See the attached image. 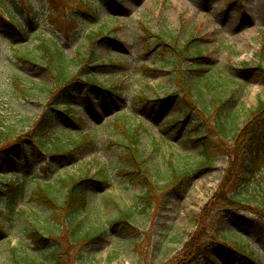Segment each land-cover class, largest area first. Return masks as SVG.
<instances>
[{"label": "rangeland", "instance_id": "1", "mask_svg": "<svg viewBox=\"0 0 264 264\" xmlns=\"http://www.w3.org/2000/svg\"><path fill=\"white\" fill-rule=\"evenodd\" d=\"M3 1L8 8L1 6ZM29 3L36 9L35 21L20 0H0V130L16 133L5 141L12 145L17 135L25 137L20 149L0 154V173L7 176L0 177V264H16L12 249L17 258L28 250L43 264H51L54 251L64 254L66 264H250L232 250L234 243L249 246L264 264V214L257 199L233 206L228 197L238 188L220 191L230 165L222 146L232 147L234 141L223 140L214 125L220 108L236 113L235 129L243 130L249 114L264 102V0H54L53 10L46 0ZM72 11L78 21H72ZM14 21L26 27V41L18 34L11 38ZM91 30L110 39L99 44L96 64L89 67L121 97L104 100L102 93L79 82L65 100L71 105L69 116L55 112L39 93L27 99L23 89L33 85L24 77L51 84L45 66L29 67L16 59L41 54V41L31 36L39 32L53 39L72 59L84 50ZM176 47L187 58L179 57ZM182 76L184 84L196 86L195 99L201 90L205 104L196 106L195 99L184 95ZM46 112L53 120H43ZM122 119L128 128H139L143 170H131L127 143L117 127ZM257 124L264 166V113ZM201 128H206V146L214 159L208 168H200L203 147L196 136ZM41 129L86 135L88 145L56 170L54 159L36 153L29 139ZM26 153L34 154L32 166L26 169L23 162L18 168ZM173 169L189 176L172 182ZM239 175L247 180L250 173ZM84 176L94 181L86 185L88 203L78 214V229L82 235H105L101 241L76 243L69 238L64 213L35 203L32 196L48 179L55 184ZM240 183L248 195L264 194V167L258 179ZM16 184L26 187L17 209L21 216L5 210L6 195ZM217 195L230 206L218 205ZM199 224L205 233L201 251L183 255ZM51 225L58 231L46 233L45 240L35 233V227Z\"/></svg>", "mask_w": 264, "mask_h": 264}, {"label": "trees", "instance_id": "2", "mask_svg": "<svg viewBox=\"0 0 264 264\" xmlns=\"http://www.w3.org/2000/svg\"><path fill=\"white\" fill-rule=\"evenodd\" d=\"M23 4L24 11H28V17L32 18L35 21V8L29 3V0H20ZM47 3L50 5L51 10L54 8V0H46ZM118 0H112L113 3L117 4ZM82 5V2L79 1ZM1 6L3 8H8L7 3L5 1L1 2ZM53 6V7H52ZM85 8L86 14L93 15L90 9L87 6H83ZM71 17L73 18L72 21L77 20V12L72 11ZM15 19V18H13ZM31 20V21H32ZM32 21V22H33ZM34 23V22H33ZM14 31L11 32V38H16V34L20 35L19 38L26 39L29 36V33L26 31V27L17 21L13 23ZM32 38L36 39L37 41H41L40 49L41 54H37L34 57L32 56H18L16 59L19 60L22 64L29 66V67H37V65H43L48 69L50 75V82L51 84H39L32 82L29 78L24 77L26 83H31L33 88L26 87L23 89L24 96L27 99H31L36 96L38 93L40 97L46 101L50 107H53L55 112L62 113L65 116H69L71 113V105L69 102H65L66 98L69 96H73L71 92V88L77 85V83H83L84 87L87 89H94L98 92L102 93V97L104 100L110 97L118 96L121 97V94L116 90H112L110 88H105L103 83H101L95 74L93 73L92 69L94 68L89 67L90 64H96L97 61V51L98 46L102 42L109 40L110 37L106 36V34L102 31L91 30L89 33L86 34L84 37L85 41V48L84 50H78L75 54V57L70 59L67 54H65L64 49L60 47L58 43H56L53 39H47L45 37H41L39 32H36ZM20 45H23L24 42L19 41ZM16 43V42H15ZM15 45V44H14ZM175 51L178 53L179 57H186L187 52L182 50L179 47L174 48ZM187 58V57H186ZM203 59V58H202ZM77 69V71H73ZM264 68V67H262ZM182 86L184 89V95L192 99H195L193 92L196 89V86L192 84H187L185 82V76L181 77ZM204 82L205 80L199 79V82ZM207 86V84H205ZM204 85V86H205ZM203 88V87H201ZM188 93L189 96L186 94ZM204 94L199 90L197 99H195L196 106L200 103H204L205 100ZM203 101V102H201ZM220 101V100H219ZM195 106V103H193ZM205 104V103H204ZM64 107L62 108V106ZM195 106V107H196ZM214 106V104H213ZM219 111L222 112L221 115L217 114L214 119V125L216 131H218L221 138L224 140H228V138H232L234 141V146H229L224 144L222 149L226 152L227 156L230 160L229 169L226 173V178L222 182V186L220 191L223 193L226 189L229 188H238L239 191L235 195L228 197L229 201L233 203V206H236L238 200H243L246 202L252 201V199H257L258 208L264 214V194L262 195H248V192L244 191V184L240 183L242 181L250 182L252 179L256 180L259 177V173L262 172L264 166L263 164V156H261L260 150H258V145L260 142L261 128L260 125L257 124L259 118L264 113V102L261 101L258 103L257 108L249 114L247 119L245 120V127L243 130L235 129V127H239L238 120L239 116L236 113H232L231 110L228 112H224L220 108ZM54 115L51 112H46L43 116V120L52 119ZM71 120V118H69ZM71 121L76 122V119H72ZM78 121V120H77ZM118 130L124 135L126 140V146L124 152L129 153V160L130 166L132 167V171L136 168L139 170H143L144 164L146 163L144 160V155L141 150L142 144L140 140V131L139 128H128L125 124V120L122 119L121 122L119 121ZM206 128H201V133H197L196 139L197 142L202 143L203 151V159L200 162V168H208L214 165V159L212 153L210 152L208 146H206L207 139L204 137V132ZM16 136V133L11 129L7 131L5 129L0 130V146H4V148H0V154L3 156L7 152L15 151L21 148L22 143L24 141L23 135L18 136V142L9 144L6 141L7 137ZM31 143L35 148V152L40 155H45L54 159L52 164L54 165L55 169L58 170L65 162L73 161L76 156L75 152L80 150L81 148L88 145V136L86 135H77V133H72L67 129L61 130H53L52 132H46L45 130H40L39 132L32 133L29 136ZM19 143L20 145H18ZM247 150L249 152H247ZM247 152L248 154H246ZM32 156H28V154H24L23 157L20 159L18 163V168L22 166L23 162L27 163V167L30 168L32 166L31 159ZM11 159V158H9ZM12 160V159H11ZM13 161V160H12ZM130 168V167H129ZM234 169L237 170L236 173H231ZM243 171H248L250 176L247 180H242V177H237V173H242ZM26 172H23L21 175H26ZM169 178L172 182L183 180L184 177L189 176V172H179L175 169L169 172ZM168 175V173H166ZM0 177L7 178V176L0 173ZM93 182V178H88V176L80 177V178H70V179H63L60 182L53 184L51 179H48L45 182V186L33 190V198L32 200L42 206L46 207H56L59 208L67 218L66 223V230H70V237L73 239L74 242H82L84 239H88L91 242L101 241L104 237V233L94 234L88 231L86 234L82 235L81 231L78 227L81 223L78 222V214L86 209L87 207V198H86V185L89 182ZM58 184L60 186H58ZM11 185H9L10 187ZM26 187L24 184H16L12 190L7 193V201L5 205V210L8 214L12 216H21L22 214L18 211V204L20 200L25 199L26 194ZM56 195H62L61 197H57ZM246 196V197H245ZM216 203L218 205H223L229 207L230 204L223 203L221 196L217 195L215 197ZM126 219H130L129 215H126ZM58 220L60 216H57ZM56 226V225H54ZM35 233L40 235L42 240H45L46 233L52 234L58 231L57 226L49 228H34ZM202 229V228H201ZM200 229V224L197 228V233L192 236L189 242L185 245L182 250V254H189L191 251L200 252L202 248V242L205 239V233L203 230ZM219 237L223 239H228L227 235L219 234L215 231ZM230 244V243H227ZM232 250L243 257L250 264H260L256 261L255 252L250 249L249 246L241 245V244H232ZM12 260L16 264H43L39 261L33 254L28 252V250H22L23 255L19 258L16 257L17 249H12ZM53 260L51 264H66L64 260V254H57V252L52 253Z\"/></svg>", "mask_w": 264, "mask_h": 264}]
</instances>
